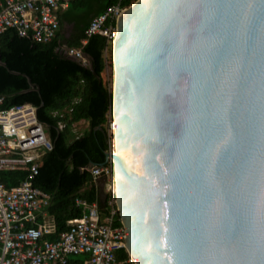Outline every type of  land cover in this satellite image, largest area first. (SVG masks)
<instances>
[{
	"label": "water",
	"instance_id": "obj_1",
	"mask_svg": "<svg viewBox=\"0 0 264 264\" xmlns=\"http://www.w3.org/2000/svg\"><path fill=\"white\" fill-rule=\"evenodd\" d=\"M111 63L105 162L134 263L264 264V0H136Z\"/></svg>",
	"mask_w": 264,
	"mask_h": 264
},
{
	"label": "built area",
	"instance_id": "obj_2",
	"mask_svg": "<svg viewBox=\"0 0 264 264\" xmlns=\"http://www.w3.org/2000/svg\"><path fill=\"white\" fill-rule=\"evenodd\" d=\"M73 1L76 0H4L0 35L14 31L19 38L32 43L48 44L59 30L58 13ZM121 1L91 19L82 41L85 45L90 37H103L107 45L105 57L115 39L116 21L127 8L120 5ZM65 52L81 66L89 67V60L80 50L66 48ZM106 117V153H112L114 124L110 113ZM50 150L51 143L37 120L36 109L29 104L4 108V97L0 95V172L27 173V179L13 189L0 184V264H135L125 249L110 159L85 169L98 192L97 200L89 204L75 199L76 207L82 210L81 218L67 221L66 231L56 240H48L53 232L47 221L51 196L34 187L32 181L41 166L42 153ZM102 179L103 209L99 193ZM100 211L105 212L103 216ZM122 251L127 255L124 261L118 259Z\"/></svg>",
	"mask_w": 264,
	"mask_h": 264
},
{
	"label": "trees",
	"instance_id": "obj_3",
	"mask_svg": "<svg viewBox=\"0 0 264 264\" xmlns=\"http://www.w3.org/2000/svg\"><path fill=\"white\" fill-rule=\"evenodd\" d=\"M135 1L122 0L120 5L129 7ZM116 3L117 0L73 1L58 13L59 30L48 44L32 43L19 38L14 31L0 35V62L5 65V68L0 66L4 108L33 106L51 143V150L42 153L41 166L32 181L34 187L51 196L47 209L53 231L47 237L50 241L66 231L67 221L81 218L82 210L76 207L75 199L89 204L97 200L98 192L85 169L105 163L107 145L97 128L105 129L111 109L112 88L105 86L102 75L107 67L112 68V63L111 58L104 56L107 45L103 37H90L85 45L82 41L91 19ZM3 4L4 0H0V10ZM63 26L72 29L68 38L62 34ZM63 40L67 41V48L80 50L88 58L90 67L59 55L57 50ZM24 76L39 88L37 92L29 90ZM81 121L88 128L76 136L73 127ZM26 179L25 170L0 172V184L7 189L17 187ZM104 213L100 211L101 216ZM114 225H119L118 220ZM118 259L126 260V253L120 252Z\"/></svg>",
	"mask_w": 264,
	"mask_h": 264
},
{
	"label": "rangeland",
	"instance_id": "obj_4",
	"mask_svg": "<svg viewBox=\"0 0 264 264\" xmlns=\"http://www.w3.org/2000/svg\"><path fill=\"white\" fill-rule=\"evenodd\" d=\"M71 30L72 29L70 26H63L62 34L64 35L65 38L70 34ZM106 57L110 59L111 52H108ZM112 79H113L112 68L107 67V70L102 75V82L105 84L107 88H110V87L112 88ZM86 129H87L86 124L82 123L80 125H76L75 127H73V132L76 136H78L82 134Z\"/></svg>",
	"mask_w": 264,
	"mask_h": 264
},
{
	"label": "crops",
	"instance_id": "obj_5",
	"mask_svg": "<svg viewBox=\"0 0 264 264\" xmlns=\"http://www.w3.org/2000/svg\"><path fill=\"white\" fill-rule=\"evenodd\" d=\"M66 38H68V36H67ZM82 123L86 124V126H87V128H88V124H87L86 122H84V121H81V122H79V123L76 124V125H80V124H82ZM76 125H74V127H75ZM86 130H87V129H86ZM47 221H48L49 223H51V220H50L49 216H48V220H47Z\"/></svg>",
	"mask_w": 264,
	"mask_h": 264
}]
</instances>
